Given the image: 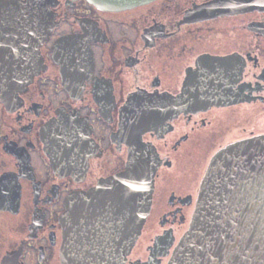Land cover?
Listing matches in <instances>:
<instances>
[{
  "label": "flooded vegetation",
  "instance_id": "af4514ba",
  "mask_svg": "<svg viewBox=\"0 0 264 264\" xmlns=\"http://www.w3.org/2000/svg\"><path fill=\"white\" fill-rule=\"evenodd\" d=\"M49 7L39 73L18 100L0 102V264H62L67 198L126 166L132 146L118 133L127 103L188 89L210 103L141 135L160 165L125 262L169 264L212 159L264 137V0H152L117 10L51 0ZM68 38L75 45L60 44ZM60 111L78 114L91 139L88 161L72 173L54 169L42 138Z\"/></svg>",
  "mask_w": 264,
  "mask_h": 264
},
{
  "label": "water",
  "instance_id": "95a60500",
  "mask_svg": "<svg viewBox=\"0 0 264 264\" xmlns=\"http://www.w3.org/2000/svg\"><path fill=\"white\" fill-rule=\"evenodd\" d=\"M50 1L0 0L1 103L18 100L39 73L37 42L52 28ZM90 1L117 10L152 0ZM74 43L68 38L60 44ZM199 103L210 102L188 89L177 96L131 98L118 133L132 146L126 166L67 198L60 217L62 264H125L150 213L160 165L155 149L143 143L141 135L167 118L196 111ZM42 138L56 171L72 173L77 164L88 161L85 150L91 139L78 114L60 111ZM169 264H264V137L233 144L212 159L189 229Z\"/></svg>",
  "mask_w": 264,
  "mask_h": 264
},
{
  "label": "snow or ice",
  "instance_id": "6c2138e0",
  "mask_svg": "<svg viewBox=\"0 0 264 264\" xmlns=\"http://www.w3.org/2000/svg\"><path fill=\"white\" fill-rule=\"evenodd\" d=\"M225 203H227V201H225Z\"/></svg>",
  "mask_w": 264,
  "mask_h": 264
}]
</instances>
